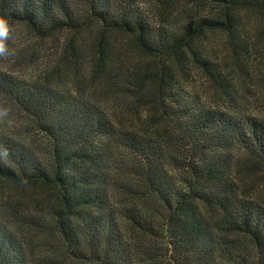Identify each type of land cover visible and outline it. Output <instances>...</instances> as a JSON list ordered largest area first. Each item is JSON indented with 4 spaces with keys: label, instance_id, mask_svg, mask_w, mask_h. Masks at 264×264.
Listing matches in <instances>:
<instances>
[{
    "label": "trees",
    "instance_id": "16d2710c",
    "mask_svg": "<svg viewBox=\"0 0 264 264\" xmlns=\"http://www.w3.org/2000/svg\"><path fill=\"white\" fill-rule=\"evenodd\" d=\"M0 15L65 33L35 74L0 66V108L21 120L0 124V264H264L245 181L264 184V114L245 105L264 88V0H0Z\"/></svg>",
    "mask_w": 264,
    "mask_h": 264
},
{
    "label": "rangeland",
    "instance_id": "374dc122",
    "mask_svg": "<svg viewBox=\"0 0 264 264\" xmlns=\"http://www.w3.org/2000/svg\"><path fill=\"white\" fill-rule=\"evenodd\" d=\"M15 29L14 40L9 41V46L14 50V55L9 57L8 59H0V66L7 69H12L17 73H23L25 75L35 74L37 70L36 67H40V65H44L48 60L51 61L52 58H56L61 53V47L64 40L65 33H56L53 36L49 37H37L35 36L25 24H14L12 25ZM83 37L88 35L87 31L83 34H80ZM212 39L215 40L214 44H218V50L223 55L226 54V50L222 44V40L219 36H213ZM38 58L35 62H30V60ZM46 60V61H45ZM204 80L195 76V78L191 81L194 85H199L202 87ZM248 97L250 96V100L246 99L245 105L250 106L252 108L255 104L257 105L258 110L262 109V113L264 114V108L260 107L264 103V88L259 89L257 87L249 86L246 92ZM261 97L263 99H261ZM0 99V104H1ZM259 106V107H258ZM0 124L5 125L9 129H14L21 125V120L18 115L12 113V111L8 112V115L5 117H0ZM253 175V174H252ZM254 174L253 176H246V183L248 186L254 185V191L258 196L264 197V184H260L258 179L259 177Z\"/></svg>",
    "mask_w": 264,
    "mask_h": 264
},
{
    "label": "clouds",
    "instance_id": "9594fccd",
    "mask_svg": "<svg viewBox=\"0 0 264 264\" xmlns=\"http://www.w3.org/2000/svg\"><path fill=\"white\" fill-rule=\"evenodd\" d=\"M14 34L15 29L9 20L4 15H0V59H8L15 54L9 46V41L14 40ZM8 112L9 109L0 108V117L7 116Z\"/></svg>",
    "mask_w": 264,
    "mask_h": 264
}]
</instances>
